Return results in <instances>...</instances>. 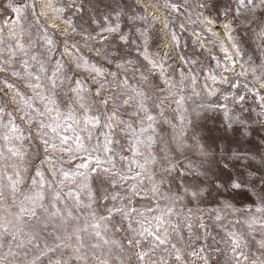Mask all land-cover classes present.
Masks as SVG:
<instances>
[{
  "label": "rangeland",
  "instance_id": "rangeland-1",
  "mask_svg": "<svg viewBox=\"0 0 264 264\" xmlns=\"http://www.w3.org/2000/svg\"><path fill=\"white\" fill-rule=\"evenodd\" d=\"M48 39L52 45L46 43ZM18 44L24 45L27 57ZM32 55L45 62L48 73L57 69L58 62L63 65L60 76L67 80L57 89L62 109L65 102L74 101L70 89L79 80L88 89L86 101L95 102L106 114L117 113L115 128L104 129L112 140L109 151L104 150L100 129L93 133L98 140L85 142L99 149L91 155L101 160V166L95 159H82L85 153L76 152L71 140L63 146L72 149L68 152L46 148L36 124L20 111L23 105L14 99L17 91L34 95L21 78V61ZM85 62L102 75L77 67ZM29 64L35 61L29 59ZM0 67L6 69L0 71V106L13 114L25 137L17 142L24 153L22 161L7 151L6 159H0V184L6 186V176L15 178L20 172L22 191L28 193L35 179L36 190L43 184L45 205L53 192H60L57 206L67 205L82 220L91 219V212L107 216L108 209L129 213L112 214L107 222L110 243L88 249V264L101 260L264 264V227H260L264 213L255 211L264 206V4L260 0H245L244 5L239 0H0ZM181 96L184 102L178 106L175 101ZM129 97V104H123ZM101 98H107L106 107ZM148 114L156 117L155 131L140 135L139 129L149 123ZM128 124L140 140L153 135L152 148L141 144L136 152ZM4 146L0 140V148ZM150 153L160 163H146ZM169 161L172 170L165 172ZM81 163L88 167L80 168ZM37 170L42 176L36 175ZM62 172L75 174V182L61 183ZM233 179L242 184L240 189L227 188ZM154 183L158 192L152 190ZM89 188L92 207H73L69 189L87 204ZM20 199L18 193L17 202ZM5 203L12 201L8 198ZM148 232L165 243L159 244ZM89 242L94 241L89 238ZM13 250L18 254L9 255L4 264H27L31 256ZM7 251L0 249V255ZM137 253L147 255L139 260Z\"/></svg>",
  "mask_w": 264,
  "mask_h": 264
},
{
  "label": "snow or ice",
  "instance_id": "snow-or-ice-1",
  "mask_svg": "<svg viewBox=\"0 0 264 264\" xmlns=\"http://www.w3.org/2000/svg\"><path fill=\"white\" fill-rule=\"evenodd\" d=\"M239 3L244 5L245 0H239ZM248 3H252V0H248ZM260 3L264 4V0H260ZM110 31H115V29H110ZM121 38L123 39V37ZM46 43L52 45L53 42L48 39ZM17 47L23 52L25 57L28 56L23 44H18ZM50 52L51 49H49ZM29 59L35 61V65L29 64ZM29 59L21 61L24 69V76L21 78L26 79L27 87L31 89L34 95L29 96L17 91L14 99H19L20 104L23 105L20 111L24 112V116L29 123L36 124V130L40 133V139L46 148L50 147L52 150L68 152L72 149L63 146L67 145L69 140H71L76 152L82 151L85 153L82 159L89 161L95 159V164L101 166V160L91 155V152L99 149L92 145H86L85 142L93 139L98 140L99 137H94L93 133L96 129H100L101 134L104 135V150L109 151V145L112 140L109 134L104 133V129L112 130L115 128V120L118 118L117 113L106 114L100 110V107L95 102L86 101L85 93H88V89L79 80L75 81L76 87L70 89L72 96L75 98L74 101L65 102L62 109L57 89L62 87L67 80V77L61 79L60 76L63 65L58 62L57 69L48 73L43 60L38 59L35 55H32ZM34 67L35 70H30ZM77 67L89 68L86 62L82 65L78 64ZM5 70V68L0 67V71ZM89 70L97 75H102L101 70L95 66H91ZM13 75L20 76V73L14 72ZM9 87L15 86L9 85ZM100 87H104V85ZM96 95H100L99 91L96 92ZM130 99L131 97L125 99L123 104L128 105ZM183 102V96L175 101L178 106H182ZM100 103L106 107L108 104L107 98H101ZM138 107L143 110L145 106L143 102H140ZM24 108H27L28 111H24ZM133 114L139 115V112ZM5 116L8 117L7 122L4 120ZM145 119L149 123H147L146 127L139 129L140 135L148 132L149 129H152L153 132L155 131L154 122L156 117L148 114ZM121 123L125 122L121 119ZM140 123L143 124V121ZM127 130L130 136L134 138L132 147L138 153L140 152L139 146L141 144L146 145L150 149L156 142L151 134L144 140L136 138V130L132 128L131 124L127 125ZM50 134L51 139L49 138ZM24 138L23 129L15 123L13 114L6 113L5 107L0 106V140L5 142V146L0 148V159H6L4 153L7 151L11 156L17 157L22 161L24 153L17 146V142L22 141ZM56 140L59 141V146L55 142ZM162 159L167 160V157ZM107 163L111 164V160H108ZM146 163H160V161L156 159L155 155L150 153L146 157ZM79 167L87 168L88 164L81 163ZM100 170L106 173L111 172V169L107 168H101ZM171 170L172 167L169 161V167L164 168L163 171L169 172ZM24 171H27V169L25 168ZM92 171L95 172L96 168H93ZM36 175L42 176V173L37 170ZM80 175L85 180L88 179L86 174L80 173ZM140 175V172L136 173V176ZM61 177V183L67 180L75 182V174L70 175L69 172H62ZM135 178L132 177V179ZM6 179L8 181L6 186L0 184V249L7 248L8 251L4 255H0V264H4L9 255L15 257L18 254L13 250L14 248L20 250L25 258L31 256L30 259H27V264H70L72 260L78 261L80 264H88V249H100L110 243L109 239L106 238L108 235L107 222L111 219L112 214L118 213L123 216L129 214L123 208H115L108 209L109 215L107 216H97L95 212H91V219L86 217L82 220L67 205L57 206V203L62 199L60 192H53L48 205H45L46 196L42 183L39 185L40 190H36L37 181L33 179L30 191L25 193L22 191L23 179L20 172L15 173V178L12 175H7ZM120 179H124V177L121 176ZM149 179H152V177H149ZM5 187L8 189L7 195ZM220 187L224 188V185ZM241 187L242 184L235 179L227 186V188L233 190ZM152 190L153 192H158V185L154 183ZM18 193L22 197L19 202H17ZM192 195L195 196L197 193L193 192ZM67 196L73 198V207L76 209H79L81 205L90 209L94 202L90 188L87 193V204H84L81 200L79 193L74 194L71 189H69ZM8 198L12 201L11 205L5 203ZM112 199H116V197L114 196ZM261 200L264 203V195L261 196ZM227 206L230 207V205ZM132 211H135V209ZM255 211L264 213V206H258ZM157 219L160 218L158 217ZM253 222H256L255 218H253ZM260 227H264V221L260 222ZM145 231L148 230L145 229ZM140 235H143V233H140ZM148 235L154 236V239L159 244L165 243V240L161 239L159 235H155L152 232H148ZM89 238L94 242L90 243ZM111 243L114 244L115 241ZM136 243H139V241ZM128 244L134 246L133 240L129 239ZM238 246L239 244L237 243ZM262 247H264V243H262ZM146 255L147 253H137V258L144 260ZM100 264H108V261L101 260Z\"/></svg>",
  "mask_w": 264,
  "mask_h": 264
},
{
  "label": "bare ground",
  "instance_id": "bare-ground-1",
  "mask_svg": "<svg viewBox=\"0 0 264 264\" xmlns=\"http://www.w3.org/2000/svg\"><path fill=\"white\" fill-rule=\"evenodd\" d=\"M151 12L155 13V11H151ZM215 27L218 28L217 26H215Z\"/></svg>",
  "mask_w": 264,
  "mask_h": 264
}]
</instances>
